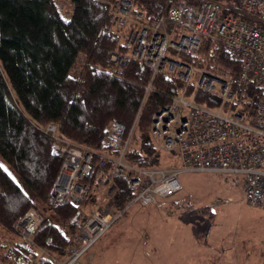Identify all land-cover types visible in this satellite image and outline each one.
<instances>
[{"label":"trees","instance_id":"obj_1","mask_svg":"<svg viewBox=\"0 0 264 264\" xmlns=\"http://www.w3.org/2000/svg\"><path fill=\"white\" fill-rule=\"evenodd\" d=\"M133 1L134 12L160 19L174 4L196 5L202 0ZM213 1L237 7L241 3ZM116 2L0 0V157L18 177L0 162V264H56L51 257L63 260L80 233L82 214L95 209L100 189L111 180L117 184L116 210L126 213L136 194L128 183L113 178L117 152L102 147L113 121L125 125L127 136L132 133L127 161L143 168L164 167L163 151L151 138V122L183 84L155 77L153 91L142 105L151 72L132 59L122 79L111 74V54L129 52L122 29L111 23L110 11ZM181 60L234 76L236 83L239 80L240 63L210 39L202 42L198 52L181 55ZM262 95L263 90L250 83L240 112L255 116ZM196 102L211 108L217 104L204 92L197 94ZM50 124L63 141L96 152L95 163L97 154L110 157L101 178H85L98 188L84 202L59 204L52 195L62 158L52 152L53 139L45 132ZM29 208L44 218L30 243L13 230ZM200 213L213 215L209 207Z\"/></svg>","mask_w":264,"mask_h":264},{"label":"built area","instance_id":"obj_2","mask_svg":"<svg viewBox=\"0 0 264 264\" xmlns=\"http://www.w3.org/2000/svg\"><path fill=\"white\" fill-rule=\"evenodd\" d=\"M240 2L239 7L236 3L225 6L213 0H202L196 5L179 2L160 19L147 18L143 11L134 12L133 0H117L111 9V23L115 29H122L124 46L129 51L111 54V74L122 79L132 59L147 68L152 77L142 105L153 91L155 77L183 84L151 122V138L158 149L175 159V168H143L135 161H127L132 133L127 136L128 129L117 121L110 124L103 139L102 147L117 152L113 178L128 183L136 194L131 204L153 203L161 209L159 198L182 190V171L208 170L240 175L235 182L242 183L243 201L264 207V0ZM205 39L223 47L229 57L240 63L237 83L234 76L181 60V55L198 52ZM250 83L263 90L253 117L240 112ZM200 92L212 96L217 104L211 108L197 103ZM45 132L53 139V154L62 158L53 197L59 204L84 202L91 190L98 188L85 178H101L110 157L97 154L99 159L95 163L96 152L63 141L55 125H48ZM116 190L113 180L100 189L95 209L81 216L80 233L66 250L68 256L63 264H78L80 257L122 218L124 211L115 206ZM213 202L216 206L230 203L231 199L216 198ZM43 223L42 214L29 208L13 228L30 243ZM52 259L57 262L55 257Z\"/></svg>","mask_w":264,"mask_h":264},{"label":"rangeland","instance_id":"obj_3","mask_svg":"<svg viewBox=\"0 0 264 264\" xmlns=\"http://www.w3.org/2000/svg\"><path fill=\"white\" fill-rule=\"evenodd\" d=\"M160 154L165 161L164 169L176 167L171 155L164 151ZM0 162L18 179L1 157ZM238 178V174L217 171H182L179 174L182 190L170 197L159 198L158 202L163 204L161 209L153 203L148 206L130 204L122 218L117 219L90 249L91 255H86L92 258L96 254L95 262L85 264H104L102 260L112 264L111 260L185 253L190 255L189 264H237L227 251L218 250L260 247L264 237V207L247 205L243 201L242 183L235 182ZM216 198L231 199V202L215 206ZM206 207L213 215L200 213ZM1 231L0 227V234ZM41 252L46 253L45 250ZM219 255H223L222 258ZM66 257L63 260L57 258L56 264H63ZM168 264L181 263L175 260Z\"/></svg>","mask_w":264,"mask_h":264},{"label":"crops","instance_id":"obj_4","mask_svg":"<svg viewBox=\"0 0 264 264\" xmlns=\"http://www.w3.org/2000/svg\"><path fill=\"white\" fill-rule=\"evenodd\" d=\"M146 237H148L147 233H145L144 238L146 239ZM99 241L100 240H98L97 242ZM144 243H146V241ZM90 249H88L86 253L78 261L79 264H85L87 262H95L94 260L96 259V254H94L92 258L86 257V255H91ZM152 250H154L155 254H157L158 251L156 250V247H153ZM218 251L222 253L224 251H227L229 253L230 259L235 260L237 264H241V261L243 262V264H264V237H263L262 245L260 247H255L254 245H252L251 247L248 246V248L218 250ZM222 256L223 255H219L218 257L222 258ZM190 259L191 258L189 253H185V254L119 259V260H111V262L112 264H164V263L168 264L172 261L180 260L181 264H189ZM169 260L170 262H168ZM102 261L104 262V264L107 263L106 260H102ZM202 264H204V262Z\"/></svg>","mask_w":264,"mask_h":264}]
</instances>
